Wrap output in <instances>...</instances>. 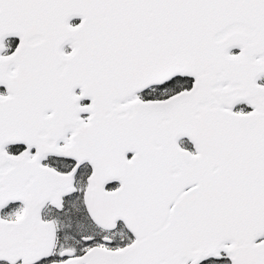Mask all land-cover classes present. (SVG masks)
Returning <instances> with one entry per match:
<instances>
[{
	"label": "snow or ice",
	"instance_id": "6c2138e0",
	"mask_svg": "<svg viewBox=\"0 0 264 264\" xmlns=\"http://www.w3.org/2000/svg\"><path fill=\"white\" fill-rule=\"evenodd\" d=\"M0 264H264V0H0Z\"/></svg>",
	"mask_w": 264,
	"mask_h": 264
}]
</instances>
